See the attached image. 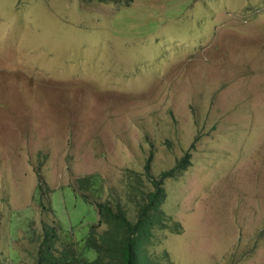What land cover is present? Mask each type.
<instances>
[{"label":"rangeland","instance_id":"374dc122","mask_svg":"<svg viewBox=\"0 0 264 264\" xmlns=\"http://www.w3.org/2000/svg\"><path fill=\"white\" fill-rule=\"evenodd\" d=\"M187 150L163 182L181 231L148 252L264 264V0H0V264H34L44 224L87 235L77 177L134 220Z\"/></svg>","mask_w":264,"mask_h":264},{"label":"trees","instance_id":"16d2710c","mask_svg":"<svg viewBox=\"0 0 264 264\" xmlns=\"http://www.w3.org/2000/svg\"><path fill=\"white\" fill-rule=\"evenodd\" d=\"M190 156L187 150L177 159L175 165L151 180V189L139 190L140 198L136 202L134 220L129 218L127 209L121 202L106 198L99 200L103 196L104 188L103 178L98 172L77 177L73 189L95 206L97 222L90 226L81 241L74 240L61 227V223L58 226L44 224L34 264H172L167 252L154 256L148 252V247L153 243L152 237L156 229H167L175 233L181 231L180 223L163 211L162 204L166 199L163 182L166 178L180 175L187 168ZM150 159L151 155L145 166L147 173ZM136 178L140 179V176L136 174ZM40 188L38 183L36 190L39 191ZM38 200L42 205L40 199ZM48 203V209L53 212L49 200ZM101 224H105V228L98 231ZM161 257L166 259L164 263L160 261Z\"/></svg>","mask_w":264,"mask_h":264},{"label":"clouds","instance_id":"9594fccd","mask_svg":"<svg viewBox=\"0 0 264 264\" xmlns=\"http://www.w3.org/2000/svg\"><path fill=\"white\" fill-rule=\"evenodd\" d=\"M36 188H37V186H36Z\"/></svg>","mask_w":264,"mask_h":264}]
</instances>
